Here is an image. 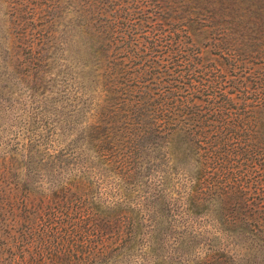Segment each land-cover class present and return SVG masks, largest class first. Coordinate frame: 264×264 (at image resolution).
<instances>
[{"label":"trees","instance_id":"1","mask_svg":"<svg viewBox=\"0 0 264 264\" xmlns=\"http://www.w3.org/2000/svg\"><path fill=\"white\" fill-rule=\"evenodd\" d=\"M0 264H264V0H0Z\"/></svg>","mask_w":264,"mask_h":264},{"label":"rangeland","instance_id":"2","mask_svg":"<svg viewBox=\"0 0 264 264\" xmlns=\"http://www.w3.org/2000/svg\"><path fill=\"white\" fill-rule=\"evenodd\" d=\"M4 83V82H3Z\"/></svg>","mask_w":264,"mask_h":264}]
</instances>
